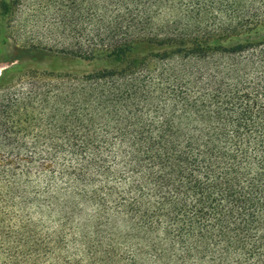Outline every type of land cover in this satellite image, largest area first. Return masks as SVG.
Wrapping results in <instances>:
<instances>
[{"label":"trees","instance_id":"obj_1","mask_svg":"<svg viewBox=\"0 0 264 264\" xmlns=\"http://www.w3.org/2000/svg\"><path fill=\"white\" fill-rule=\"evenodd\" d=\"M233 1L234 35L107 54L117 66L89 79L115 85L62 119L86 128L68 139L83 145L70 176L106 218L65 260L62 236L16 221L0 199V264H264V0Z\"/></svg>","mask_w":264,"mask_h":264},{"label":"rangeland","instance_id":"obj_2","mask_svg":"<svg viewBox=\"0 0 264 264\" xmlns=\"http://www.w3.org/2000/svg\"><path fill=\"white\" fill-rule=\"evenodd\" d=\"M236 12L233 0H0V114L16 120L0 127V199L16 221L62 236L61 257H77L80 231L106 217L91 188L70 176L82 163L71 152L83 145L68 139L86 128L62 119L79 118V101L115 85L89 79L117 66L107 56L114 48L131 45L141 57L166 51L171 39L234 35ZM113 225L124 229L120 219Z\"/></svg>","mask_w":264,"mask_h":264}]
</instances>
